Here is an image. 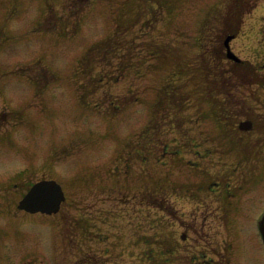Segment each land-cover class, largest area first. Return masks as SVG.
<instances>
[{
  "label": "rangeland",
  "instance_id": "obj_1",
  "mask_svg": "<svg viewBox=\"0 0 264 264\" xmlns=\"http://www.w3.org/2000/svg\"><path fill=\"white\" fill-rule=\"evenodd\" d=\"M256 75L264 0H0V264H264V147L218 129L264 127ZM42 178L61 210H18Z\"/></svg>",
  "mask_w": 264,
  "mask_h": 264
},
{
  "label": "water",
  "instance_id": "obj_2",
  "mask_svg": "<svg viewBox=\"0 0 264 264\" xmlns=\"http://www.w3.org/2000/svg\"><path fill=\"white\" fill-rule=\"evenodd\" d=\"M231 36L227 37L225 43L229 47V40ZM228 56L236 58L235 54L228 50ZM242 128H250L251 122L244 121L240 124ZM65 200V193L62 186L53 179L41 180L35 183L28 193L20 200L18 207L31 212L42 211L46 213L57 212L60 209L62 201ZM264 233V229H263ZM185 237V234H183Z\"/></svg>",
  "mask_w": 264,
  "mask_h": 264
},
{
  "label": "trees",
  "instance_id": "obj_3",
  "mask_svg": "<svg viewBox=\"0 0 264 264\" xmlns=\"http://www.w3.org/2000/svg\"><path fill=\"white\" fill-rule=\"evenodd\" d=\"M174 239H175L174 234L171 233V236H170V234L168 233V235H166V237L162 238L161 241H159V243H158L159 246L157 247V249H155V247H153V245L151 244L149 253L156 252V255L158 257L157 261H159L161 259L164 262L167 261V258H165V256H171L172 257V255L175 254V252L177 250V245H176ZM150 259L152 260V256H150ZM153 263L159 264L156 261H154Z\"/></svg>",
  "mask_w": 264,
  "mask_h": 264
},
{
  "label": "flooded vegetation",
  "instance_id": "obj_4",
  "mask_svg": "<svg viewBox=\"0 0 264 264\" xmlns=\"http://www.w3.org/2000/svg\"><path fill=\"white\" fill-rule=\"evenodd\" d=\"M236 64H244V63H238V62H235ZM257 85L258 86H261V87H263L264 86V79H262V80H257ZM252 136H251V143H250V145H251V147L252 146H255V145H257V146H259V145H261L262 147H264V128L261 130V133H257V134H251Z\"/></svg>",
  "mask_w": 264,
  "mask_h": 264
}]
</instances>
